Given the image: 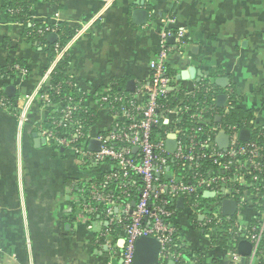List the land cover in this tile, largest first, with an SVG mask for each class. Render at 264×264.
Returning a JSON list of instances; mask_svg holds the SVG:
<instances>
[{
  "label": "crops",
  "instance_id": "obj_1",
  "mask_svg": "<svg viewBox=\"0 0 264 264\" xmlns=\"http://www.w3.org/2000/svg\"><path fill=\"white\" fill-rule=\"evenodd\" d=\"M136 8L147 11L146 22L135 21ZM29 15L53 28L46 35L60 25L70 31L64 50L53 58L57 63L65 58L64 72L77 102L97 115L86 129L90 140L112 122L97 95L113 87L135 95L149 78V62L166 29L174 32L166 64L176 75L188 71L186 78L175 76V88L191 92L201 79L227 77L228 84L218 86L217 95L226 96L223 105L217 104V95L215 105L226 108L233 101L253 114L254 127L264 126V0H36ZM178 30L184 33L181 40ZM53 58L27 38L22 23L8 14L6 0H0V69L15 62L26 68L13 77L0 75V90L14 85L16 100L30 95ZM56 110L34 102L19 128L15 114L0 109V264H120L107 243L116 241L121 250L122 229L99 215L78 212L79 182L90 176L89 169L72 149L49 148L41 133ZM166 123L171 126L170 120ZM244 195L234 216L242 226L254 216L251 195ZM214 197L204 195V203ZM182 199L172 218L180 260L169 261L231 264L228 250L212 243L206 214ZM238 264H247L246 256Z\"/></svg>",
  "mask_w": 264,
  "mask_h": 264
},
{
  "label": "built area",
  "instance_id": "obj_2",
  "mask_svg": "<svg viewBox=\"0 0 264 264\" xmlns=\"http://www.w3.org/2000/svg\"><path fill=\"white\" fill-rule=\"evenodd\" d=\"M51 30L53 28L45 26L40 32ZM173 34L170 29L161 32L159 52L149 62V78L138 86L135 95L127 96L110 90L97 95L98 106L110 112L112 122L96 137L99 141L96 149L88 147L90 137L86 132L66 127L67 123H78L75 114L80 109L79 103L72 97H68V101L62 99L53 102L47 91L53 89L59 93L61 87L60 83L51 82L57 64L54 58L33 93L16 100L15 104L0 94V109H14L17 126L22 128L34 102L57 108L53 112L60 114L59 121L51 118L42 127L41 133L49 148H70L76 158L88 165L86 168L90 176L83 178L85 184L99 180L90 183L89 187L84 184L80 188L78 212L87 216L99 215L111 226L122 229L121 250L116 241L107 243L112 256L120 258V264L133 263L135 241L140 236L154 237L159 242L158 264L180 260L178 244L175 243L176 227L172 223L177 210V197L184 198L191 210L206 214L204 225L210 229V236L216 232H226L239 241L248 240L251 249L246 256L247 264H257L260 258H264V179L258 175L264 171V149L251 140L250 131L249 139L242 141L239 137L241 128L237 125L223 130L220 125L213 124L208 115L214 110L212 104L197 100L187 102L201 84L191 92H182L179 97L174 95V91L180 89L174 87V79L166 73L170 49L167 39ZM175 35L181 40L184 33L178 30ZM65 46L66 43L57 47L55 55L60 54ZM15 67L25 71L18 65ZM206 85L205 91L215 94V89L210 84ZM137 96H142L141 102H138ZM169 98L175 104L169 109H162L161 100ZM187 111L191 113L187 115ZM170 114L173 115L171 119ZM187 118L199 125H208L205 132L207 137L198 138L194 134L198 132H192L198 130L196 127L182 132L180 124ZM167 120L171 121L168 132H152L153 126ZM58 127H62L60 132H57ZM220 132L228 136L225 150L209 142L212 136ZM185 133L189 135L188 138H183ZM170 134H175L176 142L172 153L166 149ZM169 161L174 162L175 168H171ZM181 164L184 166L181 167ZM187 171L191 172L189 178ZM109 184L114 185L117 195L110 190ZM136 190L138 195L133 199ZM87 191L88 195L85 196ZM198 192H213L215 200L210 204L203 202L198 207L200 202L193 201ZM245 192L251 195L254 205L251 220L255 219L256 222L242 226L234 218L236 212L230 217L222 214L221 203L223 199H233L237 210V206H243ZM228 253L231 264H238L242 255L233 250H228Z\"/></svg>",
  "mask_w": 264,
  "mask_h": 264
},
{
  "label": "trees",
  "instance_id": "obj_3",
  "mask_svg": "<svg viewBox=\"0 0 264 264\" xmlns=\"http://www.w3.org/2000/svg\"><path fill=\"white\" fill-rule=\"evenodd\" d=\"M36 0H9L6 4V10L10 17L15 20L16 22H21L22 27L24 29V33L27 36V38L31 39L33 42H36L39 46H41L42 49H45L48 52V55L50 58H53L54 54L56 53L57 47H62L65 45V43L68 41L70 36V31L67 28V26L60 25L56 29L57 39L53 43H47L45 36L46 32H40L41 29H43L45 26H48L43 23L35 22L30 19L29 11L32 7L33 3ZM15 65H18L19 67L26 69L24 65L21 62H15L9 64L5 69H0V75L3 77H13L14 73L18 72V69L15 67ZM64 66H65V58H62L59 60V62L56 64L54 72L52 74V83L61 84V87L59 89V93H56L53 89H48L47 91L50 94V97L53 102L58 100H67L68 97H72L75 101H77L78 94L70 83L67 75L64 72ZM166 73L175 79L176 72L171 69L168 65L166 68ZM212 78H204L201 82H198L197 85H200V89L194 93L193 96L188 97L187 102H191L194 100H197L199 102L205 101L207 104H212L214 106V110L212 112H208L209 118L212 121L213 124H218L223 130H228V128L231 125H237L239 128L243 129L246 128L251 132V140H255L263 149H264V126L254 127L253 126V114L250 111L244 110L242 108L237 107L233 101H230L228 106L226 108H219L215 105V97L218 93L219 87L216 86L213 82V80H210ZM206 84H210V86L215 89V94L211 93L210 91H205ZM117 87H113L111 91L118 92L119 90ZM0 94L7 96L3 90H0ZM174 95L179 97L182 95V91H174ZM8 97V96H7ZM13 104L16 102L15 97H8ZM231 99V98H230ZM175 104V101L169 98L168 100H161L162 109H169ZM11 112H14V109L10 110ZM187 115H189L191 112L187 111ZM60 114L58 112H53V114L47 119L44 123L49 122V120L56 119L59 121ZM216 116H220V119L217 120ZM75 118L77 119V124L72 123H63L66 124L67 129H74L79 128L82 132H86V129L88 126H90L92 123L96 122L97 115L92 109L86 108V107H80L78 112L75 114ZM181 128H183L182 132H189L191 127H196L197 131L192 132H198L194 133L198 138H206L205 132H207L209 126L208 125H202L197 124L194 120L191 118H187L184 122L180 124ZM170 129V125L163 123L161 121L159 125H155L152 127V132H168ZM62 130V127L57 128V132H60ZM188 134L185 133L183 138H188ZM209 142L211 144L216 143V136H212V138L209 139ZM115 146V144H113ZM217 147V146H216ZM206 164H208L207 161ZM169 164L171 168H175L174 162L169 161ZM184 166L181 164V167ZM182 169V168H181ZM191 171V170H190ZM190 171H187V178H189ZM186 174V173H185ZM260 179H264V171L258 173ZM99 180L93 181L98 182ZM92 182V183H93ZM91 181L83 182L81 180L79 182V189L82 188V186L85 184L86 187H89V184ZM91 183V184H92ZM137 184H140V182H137ZM110 190L113 191L117 195L116 189L114 188L113 184H109L108 186ZM137 192L136 190L134 194L132 195L133 199L137 198ZM85 196L88 195V191L85 192ZM86 201V199H85ZM193 201H199L200 204L198 207H201L204 202V192H198L195 199ZM206 203V202H205ZM97 215H89V217H95ZM256 220H251L248 224L253 225L255 224ZM175 234V243H177ZM211 241L213 244H217L220 247H224L225 249L229 251H237V245L239 242V239L232 238L229 233L226 232H216L214 235L211 236ZM257 264H264V258H260L257 261Z\"/></svg>",
  "mask_w": 264,
  "mask_h": 264
},
{
  "label": "water",
  "instance_id": "obj_4",
  "mask_svg": "<svg viewBox=\"0 0 264 264\" xmlns=\"http://www.w3.org/2000/svg\"><path fill=\"white\" fill-rule=\"evenodd\" d=\"M133 17L136 19L137 23H144L147 19V11L143 8H136L133 11ZM47 40L49 42H55L57 39V34L55 32H50L46 35ZM168 42L173 41V36H170L167 39ZM193 75V74H192ZM195 75V74H194ZM198 77L202 75L201 72H198ZM196 76V75H195ZM188 77V71H181L180 74L176 75L177 79L186 78ZM199 79V78H198ZM197 79V80H198ZM214 83L217 86L225 87L228 84L227 77H220L217 76L214 78ZM4 93L9 96L13 97L15 95V87L14 85H7L4 88ZM224 94H219L216 97V102L219 106L223 105L225 100ZM217 120L220 119V116H216ZM250 133L249 130L243 128L240 130V139L242 141H246L249 139ZM216 141L218 142V146L220 149L225 150L228 144V136L226 133L220 132L217 137ZM99 145V141L91 139L89 142L88 147L90 149H96ZM176 147L175 142V134L168 135L166 140V149L168 152H174ZM213 192H204V195L212 196ZM177 207L181 208L183 206V199L182 197H177L176 199ZM132 205H134V201H132ZM222 207V214L230 217L233 216L236 212V202L233 199H223L221 203ZM251 244L248 240L242 239L238 242L237 251L242 256H247L250 252ZM159 259V242L156 238L150 236H140L135 241V249H134V256H133V263L132 264H158ZM121 262V260H119ZM168 264H173V261H169Z\"/></svg>",
  "mask_w": 264,
  "mask_h": 264
},
{
  "label": "rangeland",
  "instance_id": "obj_5",
  "mask_svg": "<svg viewBox=\"0 0 264 264\" xmlns=\"http://www.w3.org/2000/svg\"><path fill=\"white\" fill-rule=\"evenodd\" d=\"M77 161H78L80 164H82L84 167H88V165L85 164V163H83L79 158H77Z\"/></svg>",
  "mask_w": 264,
  "mask_h": 264
}]
</instances>
